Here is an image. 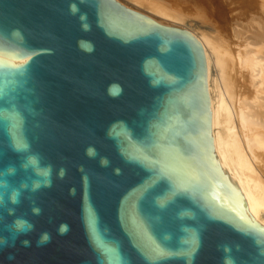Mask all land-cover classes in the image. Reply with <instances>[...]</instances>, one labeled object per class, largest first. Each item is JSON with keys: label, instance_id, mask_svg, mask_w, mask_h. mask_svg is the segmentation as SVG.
Returning <instances> with one entry per match:
<instances>
[{"label": "water", "instance_id": "1", "mask_svg": "<svg viewBox=\"0 0 264 264\" xmlns=\"http://www.w3.org/2000/svg\"><path fill=\"white\" fill-rule=\"evenodd\" d=\"M0 53V234L16 218L33 225L0 264H264V227L212 151L191 35L115 0H0ZM37 154L51 187L32 191L43 182L28 163Z\"/></svg>", "mask_w": 264, "mask_h": 264}, {"label": "bare ground", "instance_id": "2", "mask_svg": "<svg viewBox=\"0 0 264 264\" xmlns=\"http://www.w3.org/2000/svg\"><path fill=\"white\" fill-rule=\"evenodd\" d=\"M115 1L159 25L185 31L202 47L212 151L264 227V0ZM229 11L244 21L234 36L237 41L244 34L242 42L224 39L209 18ZM3 60L26 58L5 54Z\"/></svg>", "mask_w": 264, "mask_h": 264}, {"label": "clouds", "instance_id": "3", "mask_svg": "<svg viewBox=\"0 0 264 264\" xmlns=\"http://www.w3.org/2000/svg\"><path fill=\"white\" fill-rule=\"evenodd\" d=\"M80 3H86V0H80ZM70 11L73 15L77 14L79 12V8L77 7V5L75 3L70 5ZM79 19L81 21V28L83 31L88 32L91 30V26L89 23H87V15L86 14H80ZM79 46L81 47V49L83 51L86 52H92L94 51V45L91 43V41H87V40H81L79 42ZM113 87H118L117 85H114ZM85 154L89 157V158H94L96 156V149L92 146H89L88 148H86L85 150ZM28 163L36 169L37 171V175L43 177V182H36L33 184L32 186V191H37L39 190L41 187H51V174H52V166L51 165H47L45 167H40L39 165V156L37 155H32L28 158ZM101 164L102 165H107L108 161L107 159H102L101 160ZM59 177L61 179H63L64 175H65V169L61 168L59 173H58ZM6 182L3 180H0V189L5 188ZM70 194L71 195H75V189L70 190ZM10 203L12 204H18L19 203V192L18 191H13L10 194L9 197ZM3 195L2 192H0V207L3 206ZM13 209H9V215L13 214ZM33 213L35 215H39L40 213V209L39 208H33ZM3 217L0 216V224H3ZM33 228V225L30 221L24 219V218H16L14 219L11 224L7 225L5 232H7V235H3L0 234V250H2L3 248L10 246L11 243L15 242V239L17 237H19L20 235L26 234L27 232H30ZM69 230L68 225L67 224H62L60 226V228L58 229L59 233L61 235H64L67 233V231ZM51 237L48 233H41L40 235V239L38 241L39 244H46L50 241ZM90 243H93L92 238L90 236ZM22 243L27 246L29 244V241L24 240L22 241ZM225 253H230L231 249L228 247L224 248ZM105 264H111L110 261H106ZM223 264H235V261L232 259V257L230 255H226L224 260H223Z\"/></svg>", "mask_w": 264, "mask_h": 264}, {"label": "rangeland", "instance_id": "4", "mask_svg": "<svg viewBox=\"0 0 264 264\" xmlns=\"http://www.w3.org/2000/svg\"><path fill=\"white\" fill-rule=\"evenodd\" d=\"M212 14L213 15L210 14L209 18L211 22H217L219 34H221L223 38L225 37L224 39L228 40L231 43L232 42H242V40H244L245 35L238 33L239 32L238 25L239 23L243 24L244 21L241 20L242 18L239 19L237 13H231L229 11L228 13H226V16L224 17H219L215 13H212ZM236 29L238 30V32L236 33L238 35L240 34V36L241 35L243 36V37L241 36L240 39H237V41L234 38Z\"/></svg>", "mask_w": 264, "mask_h": 264}]
</instances>
